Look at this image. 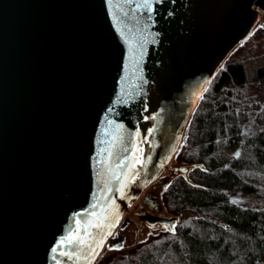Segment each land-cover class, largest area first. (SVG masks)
<instances>
[{
    "label": "water",
    "instance_id": "obj_1",
    "mask_svg": "<svg viewBox=\"0 0 264 264\" xmlns=\"http://www.w3.org/2000/svg\"><path fill=\"white\" fill-rule=\"evenodd\" d=\"M140 4L0 0V264H88L77 237L91 243L117 210L124 228L173 177L205 89L264 17V0ZM114 237L103 249L124 245Z\"/></svg>",
    "mask_w": 264,
    "mask_h": 264
},
{
    "label": "trees",
    "instance_id": "obj_2",
    "mask_svg": "<svg viewBox=\"0 0 264 264\" xmlns=\"http://www.w3.org/2000/svg\"><path fill=\"white\" fill-rule=\"evenodd\" d=\"M260 58L263 20L228 56L191 116L183 161L204 169L196 175L200 187L179 179L164 202L168 212L192 216L95 264H264V65L251 77L246 69ZM228 192L241 195V208L228 202Z\"/></svg>",
    "mask_w": 264,
    "mask_h": 264
},
{
    "label": "rangeland",
    "instance_id": "obj_3",
    "mask_svg": "<svg viewBox=\"0 0 264 264\" xmlns=\"http://www.w3.org/2000/svg\"><path fill=\"white\" fill-rule=\"evenodd\" d=\"M261 65H264V58L247 61L246 69H247L248 76L251 77L252 70L258 66H261ZM184 151H186L185 146L180 144L178 146L177 151L175 152L173 158L171 159L169 164L164 169V170L170 172L174 178L170 177L168 175H162L160 178L157 179L156 182L151 184L144 191L147 194H151V195L157 197V200H158L159 204H161V205L163 203V195H164V190H165L166 186L169 183H171L174 179L180 177L183 173L182 170H185L189 167V165L186 164L185 161H183ZM235 152L228 151L226 153V155L227 156H233ZM161 198H162V200H161ZM241 202L244 203L242 197H241ZM137 204H138V202L136 201L131 206V208L124 214V216L122 218V221L128 220V223L126 224V226L121 231V234L125 237L123 248L119 251H109L107 248H104L97 260L104 263L108 259H114L115 257H118L122 254L127 253L128 249H130V248L145 246L147 244V242H150L153 237L157 236L158 234H160L162 232L168 231L164 227L165 225L164 226L156 225L155 227H150V225L144 223V220H140V218L138 217L139 211L138 212L134 211V213H133V210L137 207ZM164 211L165 210H163V212ZM164 215L168 216V213L164 212ZM191 216L185 215V219H188V217H191ZM176 222H174L172 224V226L175 225ZM169 229H171V228H169ZM170 231H172V230H170Z\"/></svg>",
    "mask_w": 264,
    "mask_h": 264
},
{
    "label": "flooded vegetation",
    "instance_id": "obj_4",
    "mask_svg": "<svg viewBox=\"0 0 264 264\" xmlns=\"http://www.w3.org/2000/svg\"><path fill=\"white\" fill-rule=\"evenodd\" d=\"M188 131H189V125H188V128H187V136H188ZM187 136H186V138H187ZM185 141H186V139H185ZM180 144L185 146V143L183 144L181 142ZM237 153L238 152H235L232 157L236 158L238 156ZM200 168H202L200 165L189 164V167L187 169L183 170V173H182V175L180 177L174 179L171 183H169L166 186L167 190H168V188L171 185H173L175 183V181H177L179 179H183L184 181H186L187 184L191 188L200 187L198 185L197 178H196V175L199 172V170L204 171V169H200ZM167 190H164L162 205L159 204V202L157 200V197H155V196H153L151 194H147L146 192H143L144 194L142 193L143 196L141 195V197L138 199L137 207L133 210V213H134V211L135 212L139 211V213H138L139 216L138 217L140 218V220H144L145 224H147V221L151 220L152 217L176 218V220H184L185 219V215H190L191 216L192 212H183V213H180L178 215H174L173 213H170V212L167 211L166 205H165V202H164V196H165V193H166ZM226 195H227V198H228V202L231 205L239 207V208H241L243 206V203L241 202V195L239 193L233 194V192H228ZM161 200H162V198H161ZM255 209H256V207H255ZM163 210H165L164 212L168 213V216L164 215ZM162 226H164V225H162ZM122 230H123V228L122 229H118L113 234V236L121 234Z\"/></svg>",
    "mask_w": 264,
    "mask_h": 264
},
{
    "label": "snow or ice",
    "instance_id": "obj_5",
    "mask_svg": "<svg viewBox=\"0 0 264 264\" xmlns=\"http://www.w3.org/2000/svg\"><path fill=\"white\" fill-rule=\"evenodd\" d=\"M109 2H111V0H109ZM140 7H144L148 12H151V10H152L151 9V0H142V4L137 5V8H140ZM205 91H207V89H205ZM109 111H111V109H109ZM119 127H123V126L120 125ZM237 155H239V154L237 153ZM121 166H122V162H121ZM115 178L117 180L120 179V177H118V176ZM165 190H167V188H165ZM104 219L107 220L108 222L103 224V225L97 224L96 227L97 228L103 227L104 229H106V231L101 232V233H97V234H88L91 238V241H92L91 243L85 244L82 239L77 237V241L80 244H84V247L80 249V252L84 256V259H86L88 261V264H92V261H94L97 257L100 256L101 250L103 249L104 243L108 237L111 236V237L115 238L113 236L112 229L119 224L120 214L117 210L113 216L106 215ZM150 227H155V226L150 225ZM164 227L167 230H174L175 225L171 226V229H169L168 225H165ZM77 241H73V242L75 243ZM123 246H124L123 244H117L115 246L110 245L108 247V250L109 251H119L123 248ZM56 251H57V249L54 248L53 252H56ZM62 255L67 256L69 260H72V259L79 260L80 259V257L76 256L74 252L73 253L64 252V253H62Z\"/></svg>",
    "mask_w": 264,
    "mask_h": 264
},
{
    "label": "built area",
    "instance_id": "obj_6",
    "mask_svg": "<svg viewBox=\"0 0 264 264\" xmlns=\"http://www.w3.org/2000/svg\"><path fill=\"white\" fill-rule=\"evenodd\" d=\"M263 22H264V17L262 18Z\"/></svg>",
    "mask_w": 264,
    "mask_h": 264
}]
</instances>
